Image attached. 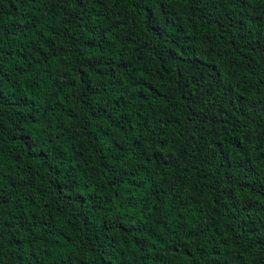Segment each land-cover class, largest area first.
I'll use <instances>...</instances> for the list:
<instances>
[{"label":"trees","instance_id":"trees-1","mask_svg":"<svg viewBox=\"0 0 264 264\" xmlns=\"http://www.w3.org/2000/svg\"><path fill=\"white\" fill-rule=\"evenodd\" d=\"M0 264H264V0H0Z\"/></svg>","mask_w":264,"mask_h":264}]
</instances>
